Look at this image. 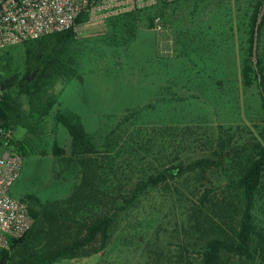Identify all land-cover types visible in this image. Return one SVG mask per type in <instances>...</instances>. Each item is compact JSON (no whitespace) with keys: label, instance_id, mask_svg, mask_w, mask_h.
Instances as JSON below:
<instances>
[{"label":"rangeland","instance_id":"rangeland-1","mask_svg":"<svg viewBox=\"0 0 264 264\" xmlns=\"http://www.w3.org/2000/svg\"><path fill=\"white\" fill-rule=\"evenodd\" d=\"M253 5L254 0L159 2L138 13L139 27L148 28L154 17H160L164 30L149 29L152 35L142 34L144 43L139 46L121 47L127 33L111 21L91 25L86 35L82 24L65 50L84 67V80H75L61 94L58 79L49 85L45 94L58 104L48 116L31 117L28 96L17 89L10 91L20 118L9 149H16L24 159L21 176L11 189L17 200L31 194L43 203L61 200L78 184V175L53 154L56 144L70 154L72 139L56 120L58 111L65 109L78 117L74 119L100 146L113 141L121 147L133 135L140 142L153 139L150 148L154 155H170L176 133L170 128H183V161L210 157L223 164L203 175L188 174L176 182L148 188L122 212L111 209L114 222L106 247L97 254L70 256L56 264H187L188 260L200 264L202 239L194 228L195 210L206 191L213 197L206 213L212 215L214 209V217L230 213L239 220L243 196L228 176L236 172L233 164L248 146L252 148L264 138L261 90L256 83L247 87L243 82ZM151 36L156 48L145 44L151 42ZM45 46L50 51L56 48L55 39L48 37ZM26 47L23 43L0 50V79L24 75ZM258 55L264 60V29L260 38L258 35L257 64ZM175 143L182 142L175 139ZM217 151L222 153L216 156ZM152 160L153 165L142 167L137 159L129 165L120 164L121 158H117L118 177L113 179L116 185L122 181V188L113 194L125 195L143 179L163 172ZM117 205H125L124 199L117 198ZM254 213L264 223L262 201L257 202ZM231 264H240V260L232 258Z\"/></svg>","mask_w":264,"mask_h":264},{"label":"trees","instance_id":"trees-1","mask_svg":"<svg viewBox=\"0 0 264 264\" xmlns=\"http://www.w3.org/2000/svg\"><path fill=\"white\" fill-rule=\"evenodd\" d=\"M158 1L171 5L182 0ZM263 5L264 0H254L250 13L251 45L249 55L244 60L243 82L247 87L255 83L258 85L264 109V60L258 55L257 71L253 58L255 28ZM90 17L91 7H88L77 19V25L87 23ZM154 19L155 17L149 23L150 29L153 28ZM263 29L264 17L259 38ZM75 36L74 31H67L24 43L28 46L24 75L0 79V116L7 130L13 131L20 118L17 114L19 107L10 94L11 90L17 89L21 94L28 96L31 117H46L58 104L57 100L46 96L45 90L56 75L65 70L60 66L58 55ZM48 37H53L56 42V48L51 51L45 46ZM74 117L77 116L58 111L56 120L67 129L72 140L69 155L58 144L54 146L53 154L73 169L79 177L78 184L69 197L61 200L43 203L38 196L32 194L21 199L29 205L34 225L24 238L12 241L8 249L0 251V264H56L70 256L97 254L106 247L112 233L114 219L110 213L111 209L122 212L135 204L148 188H158L162 184L176 182L178 178L189 176L188 174L203 175L207 170L223 165L210 157L189 163L183 161V128H170V131L176 130L175 137L170 132L173 137V151L170 155H154L153 149L150 148L153 139L145 143L133 135L121 147H117L118 143L113 141L100 146ZM175 139L182 143H175ZM19 148L25 150L22 145ZM246 151L233 164L236 172L228 176L236 192H241L243 196L244 205L239 220L236 215L232 216L230 213L229 216L218 214L214 217V209L210 211L212 215L206 213L207 203H211L213 199L209 191L201 195L199 209L196 206L197 219L194 228L201 234L202 239L200 264H231L232 258L239 259L240 264H264V223L258 222L254 213L258 201H262L264 207V138L252 145V148L249 145ZM221 153L222 151H217L215 155L219 156ZM117 158H121L120 164L129 165L133 159H137L142 167L153 165L154 159L164 171L143 179L135 190L116 196L113 193L116 189L121 192L122 188V181L116 185L113 179L114 176L118 177L115 172ZM117 198H123L125 205L118 206ZM222 224L228 225L229 229L224 228ZM181 259L183 262L182 256ZM187 264L193 262L188 260Z\"/></svg>","mask_w":264,"mask_h":264},{"label":"built area","instance_id":"built-area-1","mask_svg":"<svg viewBox=\"0 0 264 264\" xmlns=\"http://www.w3.org/2000/svg\"><path fill=\"white\" fill-rule=\"evenodd\" d=\"M156 3L157 0H0V50L67 31L76 33L77 19L88 7L95 19L141 11ZM153 30H164L161 18L154 20ZM12 143L13 132L4 127L0 116V251L24 238L34 225L29 205L11 196L24 162L16 149H9Z\"/></svg>","mask_w":264,"mask_h":264},{"label":"crops","instance_id":"crops-1","mask_svg":"<svg viewBox=\"0 0 264 264\" xmlns=\"http://www.w3.org/2000/svg\"><path fill=\"white\" fill-rule=\"evenodd\" d=\"M158 3H159V1L157 0L156 5ZM139 12L140 11L126 12V13H123L120 15L111 16L109 18H95L94 19V18L90 17L89 21L87 23L83 24V25H86L85 29H83V33H84V35H86V33L89 32V28L91 27V25H94L95 23H102V22L105 23V22L111 21L115 28L118 27V29L127 33V35H126L127 39L121 41L122 42L121 47L130 45V44H132L131 46H133V45L139 46L140 44L144 43V41L141 42V40H140L142 34L146 33V35H149V36L152 35L149 32V29H150L149 26H148V28H142V29L139 27V24H140V16L138 14ZM158 18H160V17H158ZM154 20H153V23H154ZM81 25H78L77 32L75 33L76 34L75 37H77L79 35L78 34L79 33V27ZM150 40H151V42H146L145 44H147L148 47L150 44L152 46L151 48H153L154 46H156L155 38L153 36H151ZM72 41H75V39H73ZM154 48H156V47H154ZM58 60L61 61L60 66L62 68H64L65 70L60 71L59 74L56 75L55 79L50 83V86L54 85L53 83H56V80L58 79L57 80L58 85L62 84V87L60 89V94H61V93H64L67 90V87L72 82H74L75 80L83 82V80H84V76H83L84 72L83 71L85 69L80 63H78V61L74 57L70 56V54L67 52V50H64V51H62V53H59ZM25 61H26V56H25ZM65 112H67L66 109H65ZM69 114H71V113H69ZM71 115H73V114H71Z\"/></svg>","mask_w":264,"mask_h":264},{"label":"water","instance_id":"water-1","mask_svg":"<svg viewBox=\"0 0 264 264\" xmlns=\"http://www.w3.org/2000/svg\"><path fill=\"white\" fill-rule=\"evenodd\" d=\"M264 17V5L263 8L259 14L257 23H256V28H255V40H254V48H253V58H254V62H255V67L258 71V67H257V48H258V35H259V28L261 25V22L263 20Z\"/></svg>","mask_w":264,"mask_h":264}]
</instances>
